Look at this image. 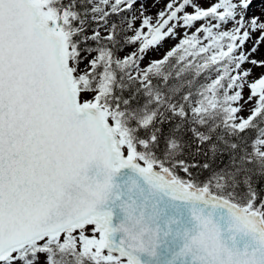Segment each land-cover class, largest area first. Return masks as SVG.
I'll return each mask as SVG.
<instances>
[{"label": "snow or ice", "instance_id": "1", "mask_svg": "<svg viewBox=\"0 0 264 264\" xmlns=\"http://www.w3.org/2000/svg\"><path fill=\"white\" fill-rule=\"evenodd\" d=\"M148 3L0 0V264H264V0Z\"/></svg>", "mask_w": 264, "mask_h": 264}, {"label": "rangeland", "instance_id": "2", "mask_svg": "<svg viewBox=\"0 0 264 264\" xmlns=\"http://www.w3.org/2000/svg\"><path fill=\"white\" fill-rule=\"evenodd\" d=\"M151 2L152 0H149L148 6L149 10H150V14H155V12L159 9L162 8L164 6V3L166 2V0H160V3L156 5L155 8L151 7ZM173 43H175V41L173 40H166L162 47H160L159 49H157L156 51L150 52L149 56L150 57H154V58H158L160 55H162V53L167 50ZM145 62H147V58L145 60ZM258 71V70H257Z\"/></svg>", "mask_w": 264, "mask_h": 264}]
</instances>
